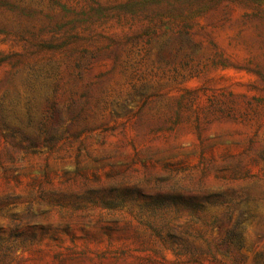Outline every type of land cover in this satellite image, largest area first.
Masks as SVG:
<instances>
[{"label":"rangeland","instance_id":"rangeland-1","mask_svg":"<svg viewBox=\"0 0 264 264\" xmlns=\"http://www.w3.org/2000/svg\"><path fill=\"white\" fill-rule=\"evenodd\" d=\"M0 264H264V0H0Z\"/></svg>","mask_w":264,"mask_h":264}]
</instances>
